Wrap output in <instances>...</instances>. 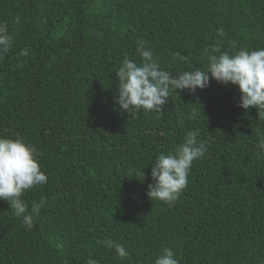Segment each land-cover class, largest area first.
<instances>
[{"label": "trees", "instance_id": "obj_1", "mask_svg": "<svg viewBox=\"0 0 264 264\" xmlns=\"http://www.w3.org/2000/svg\"><path fill=\"white\" fill-rule=\"evenodd\" d=\"M0 23L14 36L0 59V136L32 144L48 176L22 194L29 212L46 200L30 230L0 199V264H154L164 247L179 264H264V119L239 106L238 86L209 73L160 114L115 100L116 70L141 62L140 40L174 76L206 70L204 49L217 43L264 48V0H0ZM188 130L208 150L169 207L147 195L151 167Z\"/></svg>", "mask_w": 264, "mask_h": 264}, {"label": "clouds", "instance_id": "obj_2", "mask_svg": "<svg viewBox=\"0 0 264 264\" xmlns=\"http://www.w3.org/2000/svg\"><path fill=\"white\" fill-rule=\"evenodd\" d=\"M217 36H225L223 28L218 29ZM14 42V36L6 23H0V59L8 53ZM146 41L137 42L136 51L141 57L137 63L127 57L116 70L118 77V95L116 103L121 110L129 112L162 113L170 94L177 89H188L191 93L207 87L211 78L216 81L238 86L241 93L239 106L247 110L256 108L258 116L264 119V48L256 50L239 49L234 53L221 51L220 44L204 49L207 57L206 70H185L174 76L170 71L161 68L154 58L153 50L146 47ZM28 55V51L22 52ZM174 58L186 60L181 53ZM195 115V112H193ZM183 124V120H180ZM259 154L264 155V134L258 136ZM207 147L199 139L198 130H188L182 143L173 151L160 153L151 167L153 183L148 185V197L159 200L172 207L188 186V176L192 164L204 156ZM38 150L20 136L8 138L0 136V199L10 204L14 215L22 220L27 229L34 225V218L40 214L46 200L33 201L31 211L21 198L22 194L35 186L48 181L47 174L41 170ZM133 176L145 177L142 173ZM104 244L120 258L130 255L126 247L118 241L107 239ZM87 264H99L96 259L89 258ZM154 264H179L175 252L164 247Z\"/></svg>", "mask_w": 264, "mask_h": 264}]
</instances>
